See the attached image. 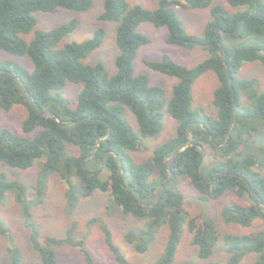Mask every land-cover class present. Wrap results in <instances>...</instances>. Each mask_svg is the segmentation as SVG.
I'll return each instance as SVG.
<instances>
[{"label": "trees", "instance_id": "obj_1", "mask_svg": "<svg viewBox=\"0 0 264 264\" xmlns=\"http://www.w3.org/2000/svg\"><path fill=\"white\" fill-rule=\"evenodd\" d=\"M184 1L183 5L191 8L209 7L211 18L202 35L184 29L175 9L181 4L178 0H158L153 8L127 0H103L98 18L119 22L116 70L109 74L103 63L83 61L102 44L103 27L84 41L63 44L62 39L76 28V19L49 30L35 29L34 12L58 7L84 11L92 7L93 0H0V49L27 56L32 65L29 70L13 59L0 61V108L8 111L13 105L24 106L23 131L39 128L31 137L0 128V163L18 169L38 163L42 179L50 172L58 173L70 209L81 197L96 191L107 194L123 214L143 221L123 236L139 253L146 251L158 229L167 224L163 252L153 264L173 261L184 226L200 259L211 256L220 238L213 219L189 216L183 208V195L169 186L173 177H187L203 200L230 192L245 197L248 203L222 205L223 220L248 227L260 219L263 226L251 232L223 234L227 259L205 264H240L250 253L257 254L254 264H264V88L256 78L236 74L245 62L264 63V1L225 0L233 11L213 4V0ZM143 21L166 26L167 43L208 51V56L192 67L167 54L161 60H145L152 69L177 79L169 98L164 88L150 85L145 74L134 73L137 49L148 42L137 31ZM31 31L32 39L25 40L22 34ZM206 71H212L218 82L213 111L193 106V82ZM68 82L81 84L73 105L62 94ZM124 108L133 113L138 131L123 117ZM165 111L177 121L175 134L153 149L149 161H135L131 152L162 130ZM67 144L77 147L78 153H69ZM206 149L212 153L208 163ZM91 153L93 156L87 157ZM8 192L13 193L30 228L31 244L41 264H61L54 246L62 243L81 248L87 264H96L83 240L74 238L73 225L60 239L40 237L31 219L33 203L28 201L25 186L0 173V199L8 198ZM41 193L39 186L34 202L41 201ZM2 226L0 220L4 234ZM101 228L118 263L131 264L114 244L110 229ZM8 253L10 264H23L18 246L10 245Z\"/></svg>", "mask_w": 264, "mask_h": 264}, {"label": "rangeland", "instance_id": "obj_2", "mask_svg": "<svg viewBox=\"0 0 264 264\" xmlns=\"http://www.w3.org/2000/svg\"><path fill=\"white\" fill-rule=\"evenodd\" d=\"M130 4H139L145 8H153L158 0H127ZM181 4L176 6V12L181 19L184 29L191 34L202 35L205 23L211 18L209 7L191 8L183 5L184 0H178ZM264 1V0H263ZM213 4H221L225 8L233 11L225 0H213ZM103 11V0H93L90 9L77 11L58 7L54 11L34 12L37 19L35 29L49 30L60 24L76 19V28L62 39L60 44L69 41L81 42L93 36L94 30L103 27L105 35L102 44L93 50L83 61L89 64L101 62L105 65L109 74L116 70L115 57L118 54L116 45V20H100L99 14ZM137 31L148 38V42L137 49L133 60V70L135 74H145L150 85H158L165 89L166 97L171 95L172 86L177 79L165 73L152 69L145 63V60H161L167 54L175 62L187 67H192L204 60L208 56V51L202 47L191 49L170 44L165 41L168 34L166 26H155L148 21L140 22ZM34 32L22 34L25 40L32 39ZM13 59L27 69L32 65L27 56H14L4 49H0V61ZM239 77L256 78L261 88H264V63L260 60L245 62L236 73ZM218 85L215 74L206 71L199 75L193 82V106L204 110L213 111V94ZM81 84L68 82L62 89V94L73 105ZM27 115V109L22 105H13L8 111L0 108V128L6 127L19 135L31 137L39 128L33 132L25 133L22 129L23 119ZM123 117L129 125L138 131V125L133 113L124 108ZM162 130L151 139L141 141L139 147L131 152L134 160L149 161L153 149L173 136L176 132L177 121L166 111L163 117ZM69 153H78V148L67 144ZM211 150L205 151V162L211 158ZM0 173L7 175L9 179H15L25 186L28 201L32 202L30 208L31 219L38 228L40 237L47 235L58 239L66 234L70 226H74L73 236L75 239H82L83 247L88 250L96 264H119L114 253L104 241L102 226H107L112 234V239L120 251L127 257L131 264H153L162 254L166 238L168 235V225H162L148 248L143 253H139L125 242L124 233L136 227H140L143 221L136 219L130 214H123L116 204H111L109 197L99 191L94 192L89 197L79 198L72 209L67 204L66 188L62 184L59 174L50 172L42 179L40 167L35 163L28 169H18L0 163ZM264 173V170H263ZM107 173L104 170L103 176ZM41 181V183H40ZM39 186L42 188L41 201L34 202L37 197ZM171 189L179 191L183 195V208L189 216L199 215L203 218H211L215 221L220 238L214 247L213 253L207 259L198 257V249L190 243V233L186 226L181 233L179 244L170 264H205L208 261H225L228 254L222 236L225 233H246L261 228L262 220L255 219L248 227H243L235 223H226L221 215L222 205L229 202L248 203L245 197H239L233 193H227L218 199L203 200L199 198L197 190L189 184L187 177L179 175L173 177L169 183ZM8 198L0 199V220L5 229V233L0 232V264H10L8 247L18 246L21 250L22 263L41 264L39 253L33 248L30 240V228L26 226L20 207L16 202L12 192H8ZM57 260L61 264H87L81 248L69 243H62L54 246ZM257 254H247L240 264H254Z\"/></svg>", "mask_w": 264, "mask_h": 264}, {"label": "water", "instance_id": "obj_3", "mask_svg": "<svg viewBox=\"0 0 264 264\" xmlns=\"http://www.w3.org/2000/svg\"><path fill=\"white\" fill-rule=\"evenodd\" d=\"M65 125V124H64ZM94 153L89 154L87 157L93 156ZM170 176H173V173H170Z\"/></svg>", "mask_w": 264, "mask_h": 264}]
</instances>
